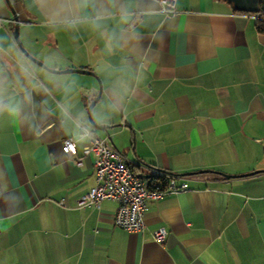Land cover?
<instances>
[{
    "label": "crops",
    "instance_id": "crops-1",
    "mask_svg": "<svg viewBox=\"0 0 264 264\" xmlns=\"http://www.w3.org/2000/svg\"><path fill=\"white\" fill-rule=\"evenodd\" d=\"M9 2L31 55L94 75L27 58L0 0V264H264V171L241 175L264 169L256 14L233 0H176L171 14L159 0ZM97 78L102 129L86 111ZM80 125L138 175L186 187L146 199L142 231L115 225L114 200L79 206L95 182Z\"/></svg>",
    "mask_w": 264,
    "mask_h": 264
},
{
    "label": "built area",
    "instance_id": "built-area-1",
    "mask_svg": "<svg viewBox=\"0 0 264 264\" xmlns=\"http://www.w3.org/2000/svg\"><path fill=\"white\" fill-rule=\"evenodd\" d=\"M160 10L165 14L175 13L176 0H159ZM88 142L82 147V154H93L95 182L77 198V204L84 206L97 204L102 199H111L117 203L113 221L115 225L129 230L142 231L144 228L143 213L148 198H160L164 194L184 189L186 183L177 181L174 174H164V179L147 180L131 170L123 154L115 148L108 137L95 135L88 127L80 125ZM62 150L75 153V141L65 137ZM81 157H77L80 163ZM168 231L159 226L152 231L154 240L161 242Z\"/></svg>",
    "mask_w": 264,
    "mask_h": 264
},
{
    "label": "water",
    "instance_id": "water-1",
    "mask_svg": "<svg viewBox=\"0 0 264 264\" xmlns=\"http://www.w3.org/2000/svg\"><path fill=\"white\" fill-rule=\"evenodd\" d=\"M258 1L259 0H233L234 4L236 6H238V9L240 10H244V11H256L257 8H258ZM8 6L10 7V10L12 11V14H13V17H14V20H15V23H14V28H13V37H14V40L15 42L21 47L23 53L25 54V56L29 59H31L32 61H34L35 63H38L44 67H46L47 69H49L50 71H54V72H67V71H76V72H81V73H88V74H93L94 73L88 69H85V68H64V69H53V68H49L47 67L40 59L34 57L33 55H31L25 48L22 47L21 43H20V40H19V36H18V19H17V16L15 14V11L13 9V6L11 5V3L9 2V0H6ZM98 80V83H99V89H98V92L96 94V96L88 103L87 107H86V111H87V116H88V121L91 125H93L95 128H98V129H102L104 128V125H101L97 122H95L91 116V108L92 106L94 105L95 101L98 99L99 95H100V91H101V83L99 81V79L97 78ZM209 171V169H201L199 170V172H207ZM259 171H264V169H257V170H253L251 172H247V173H243L241 175H247V174H252V173H255V172H259ZM195 171H189L188 174H192L194 173ZM224 175H227L225 173H223ZM140 177L142 178H146L148 177L147 174H143L141 173L140 174Z\"/></svg>",
    "mask_w": 264,
    "mask_h": 264
},
{
    "label": "trees",
    "instance_id": "trees-1",
    "mask_svg": "<svg viewBox=\"0 0 264 264\" xmlns=\"http://www.w3.org/2000/svg\"><path fill=\"white\" fill-rule=\"evenodd\" d=\"M248 12V11H247ZM249 12H252V13H255L256 16H255V26H256V29L258 31H260L261 33H264V0H259L258 1V8L256 11H249ZM132 171L133 168L130 167ZM135 172V171H134ZM164 174H155V175H149V177L147 178V180H153V179H156V178H159V179H164Z\"/></svg>",
    "mask_w": 264,
    "mask_h": 264
},
{
    "label": "rangeland",
    "instance_id": "rangeland-1",
    "mask_svg": "<svg viewBox=\"0 0 264 264\" xmlns=\"http://www.w3.org/2000/svg\"><path fill=\"white\" fill-rule=\"evenodd\" d=\"M24 47V46H23ZM25 48V47H24Z\"/></svg>",
    "mask_w": 264,
    "mask_h": 264
}]
</instances>
